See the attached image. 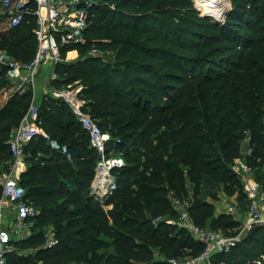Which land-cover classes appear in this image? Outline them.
Listing matches in <instances>:
<instances>
[{"label": "trees", "instance_id": "16d2710c", "mask_svg": "<svg viewBox=\"0 0 264 264\" xmlns=\"http://www.w3.org/2000/svg\"><path fill=\"white\" fill-rule=\"evenodd\" d=\"M89 23V42L70 48L81 57L60 62L52 83L63 87L82 82L89 112L124 151L126 165L114 170L118 188L111 197L103 202L91 195L98 155L67 103L46 96L39 113L42 126L51 138L68 145L74 160L41 135L24 149L27 167L21 184L29 202L39 208L33 221L54 223L58 238L37 256L46 260L44 264H170L158 256L198 255L203 246L186 229L167 222L177 216L168 197L170 189L194 199L190 212L197 224L219 223L223 231L237 235L242 222L227 214L215 217L213 204L199 197L205 181L227 178L228 164L240 154L242 137L233 126L243 114L253 115L251 104L263 102L262 37H252L251 47L238 54L234 69L218 79L204 76L202 81L201 75L193 74V61L199 57L176 52L208 51L214 35L199 29L217 30L209 19L199 17L192 0H98ZM35 26V16L28 14L17 27L0 30V47L16 59L31 61L38 45ZM220 41L222 37L215 42ZM91 47L115 52L116 65H104L96 56L83 57ZM5 70L0 65V91L9 86ZM197 77L201 80L195 81ZM258 89L250 100L252 94L247 92ZM32 95L31 90H17L0 106V171L11 167L10 131L20 124ZM151 97L169 101L155 104ZM249 128L256 141L252 163L262 168L260 119H253ZM108 205L112 208L105 210ZM100 233L112 235L118 251H100L98 246L109 245ZM41 236L36 233L32 244L38 245ZM263 244L264 227H256L230 252L218 254L213 264H264ZM29 256L11 252L8 264L30 262Z\"/></svg>", "mask_w": 264, "mask_h": 264}, {"label": "built area", "instance_id": "2783aa9c", "mask_svg": "<svg viewBox=\"0 0 264 264\" xmlns=\"http://www.w3.org/2000/svg\"><path fill=\"white\" fill-rule=\"evenodd\" d=\"M98 0H0V11L8 16V28L20 25L28 14L35 16L36 26L33 31L38 45L33 59L29 62L16 59L7 49L0 47V65L13 86L19 91L36 83L38 74L44 65H49V75L56 79V66L64 62L62 53L71 47L86 45L89 39L86 31L89 27L91 9ZM92 56H99L100 49L92 47ZM84 85L80 82L55 88L54 98L67 103L75 118L86 131L90 146L96 151L98 161L95 175L90 185V193L95 198L105 201L118 188L114 170L126 165L124 151L118 148L116 140L94 119L88 110L89 99L83 96ZM40 106L35 99L23 116L20 124L10 131L8 143L13 157L9 170L0 173V264H5L6 254L11 241L21 238L28 223L38 214L39 209L27 199V190L21 184V174L26 169L25 147L36 137L44 136L51 147L63 153L69 161L74 156L67 144L50 137L39 117ZM249 143L252 134L246 136ZM254 148L247 150L246 156L252 158ZM235 162V164H234ZM232 169L242 184L243 193L248 200V214L242 222L237 235H227L220 230L200 226L190 212L189 198L180 196L175 190H169L171 201L177 216L169 223H177L186 229L191 237L203 246L196 256L170 258V264H213L218 254L230 252L254 228L264 227V185L257 181L254 174L259 166L237 157ZM242 233H247L242 236Z\"/></svg>", "mask_w": 264, "mask_h": 264}, {"label": "rangeland", "instance_id": "374dc122", "mask_svg": "<svg viewBox=\"0 0 264 264\" xmlns=\"http://www.w3.org/2000/svg\"><path fill=\"white\" fill-rule=\"evenodd\" d=\"M208 5H210L209 8L207 7ZM208 5L206 6V8H202L201 7L202 5L199 3V0H192V7L197 12L199 17L207 18L210 20L212 24H215L217 26V30H210L208 28L199 29V33L206 34L209 36L214 35L212 36V39L215 40L211 39L212 42H210L209 45L210 49L202 53H201V48L200 50L195 52L187 51V50L185 51L183 50V52H181L182 50L176 51L177 53L180 54L183 53H185L186 55L189 54V57L190 56H194L195 58L199 57L200 60L193 61L194 63H196V66H194L196 71L193 70L192 71L194 72L193 74L195 75H201L202 81H205L206 79L204 78H207L204 76L211 75L213 79H218L221 78L222 76L221 74L228 73L230 69H234L233 63H235V61H239L238 54H240L242 51H247L251 47V44L253 42L252 37H255V39H259L260 37H262L261 39L264 41V0H227V6L223 10L218 7V3H212ZM111 7H114V5H112ZM203 13L207 15H204ZM8 20L9 19L6 13L0 11V28L5 30L6 27H8ZM177 31H178L177 33H180V30ZM220 37H222V41L215 42L217 39H220ZM91 49L92 47L89 48V50L85 53V56L83 57L92 56L90 53L92 51ZM99 49H100L99 56L96 57H99V59L102 60V63L104 65L111 64L115 66L117 63L115 58V52L107 51L101 48ZM81 55L82 54L79 52L76 56H72L67 53H62V58H64V62L72 63L77 61L81 57ZM44 66L45 67L47 66L49 68V65H44ZM198 79L199 78L197 77L195 81H198ZM200 80L201 79H199V81ZM52 82L53 80L50 77L45 78L39 75L38 78L36 79V83L30 87L28 86L23 91L31 90L33 93L31 102L33 99H35L39 104V106L41 107L45 104L44 102L46 96L53 97L52 93L55 91V88L61 87L56 85L53 86ZM75 82L82 83L80 80H76L72 83ZM17 90L18 89L15 86H13L11 83H9V86H6L3 90H1L0 106L5 104V102H7L8 99ZM258 92L259 89L253 91L252 93L248 91L247 95L251 96L252 94L250 100H253L257 96ZM263 92H264V86H263ZM83 96H84V91H83ZM150 99L153 102H155V104H159V103L164 104L167 101H169L168 97H165L164 99H155L154 97H151ZM262 101L263 102H260L259 104H251L254 109L253 115L247 118L243 114L242 121L235 122L236 126H233V129L237 133L242 134L239 145L240 154L238 157L248 160L250 163H252V158L246 156V152L247 150L250 149V145L251 147L255 148L256 141L253 140L252 137L249 143V140L247 139L246 136L251 134V129L249 127L251 126V123L255 118L260 119L261 129L264 134V113H263L264 97ZM233 162L234 160L232 161V163L228 164L229 166H228V173L226 179L221 180V179L212 178L214 179L213 180L214 182L212 181L210 183H207L205 181V183L202 184V191L199 198L207 200L209 203L213 204L214 206L213 213L215 217L221 214H227V215H231L234 218L240 217V219H244L248 214L249 203L246 195L243 193V187L241 186L242 184L231 167ZM2 171H0V173ZM254 177L257 181H260L264 185V165L262 168L259 167V169L256 170ZM168 188L169 187L167 186V189ZM193 200L194 199L191 197L190 202L193 203ZM104 208L105 210H107L112 207L111 205H108V206H104ZM79 217H82V214H80ZM175 218L176 217H172L169 218V220H174ZM211 219L212 217H210L209 220ZM169 220H167V222ZM173 225H177V227L180 229V226L177 223H174ZM203 225H204L203 227L213 230L219 229L223 233L233 236L229 234L227 231H223L222 228H219L218 227L219 223L208 222ZM55 226L56 225L54 223L41 225L31 220L28 223L27 227L25 228L24 235L21 238L18 237L14 238L15 240L13 241V244L11 243L10 250L6 254L5 264H8L9 254L14 251L22 255L23 254L30 255L29 256L30 262H28L26 259L22 262V264H25V262H28L27 264H44L46 260H41L37 256L38 255L37 252L40 251V249L42 248L52 247V245H54L58 241V238L56 237ZM36 233H41L42 234L41 237L43 238L42 241L35 246L32 244V242L36 241V239L34 238V235ZM101 234L104 233H100L99 235ZM246 234L247 233H242V236H245ZM102 236L105 238V243H108L109 245L98 246L97 248L100 251H107V252L118 251L115 248V246L112 245L114 240L112 235L104 234ZM33 238L34 240L32 241ZM19 241H25V242L19 243ZM17 242L19 244H17ZM180 254H183V252L182 253L180 252ZM158 258L164 261L169 259V258L167 259L164 256H160V257L158 256ZM234 258L235 257L231 256V258L229 259H232L233 261ZM36 259L39 260L37 261Z\"/></svg>", "mask_w": 264, "mask_h": 264}, {"label": "bare ground", "instance_id": "6f19581e", "mask_svg": "<svg viewBox=\"0 0 264 264\" xmlns=\"http://www.w3.org/2000/svg\"><path fill=\"white\" fill-rule=\"evenodd\" d=\"M199 3L202 5V8H206L208 4L212 3H218V7L222 10L227 6V0H199ZM207 7L209 8L210 5H208Z\"/></svg>", "mask_w": 264, "mask_h": 264}, {"label": "crops", "instance_id": "0c3cea01", "mask_svg": "<svg viewBox=\"0 0 264 264\" xmlns=\"http://www.w3.org/2000/svg\"><path fill=\"white\" fill-rule=\"evenodd\" d=\"M6 28H8V27H6ZM0 30H4V29L0 28ZM77 54H78V52L75 53L74 51L70 53V55H72V56H76ZM49 72H50L49 68H48L47 66H46V67L43 66V67L41 68V70H40L38 76L40 75V76H42V77H45V78L47 77V78H49V77H50Z\"/></svg>", "mask_w": 264, "mask_h": 264}]
</instances>
